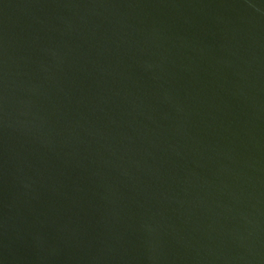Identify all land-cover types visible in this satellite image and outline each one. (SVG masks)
Here are the masks:
<instances>
[{
	"label": "water",
	"instance_id": "1",
	"mask_svg": "<svg viewBox=\"0 0 264 264\" xmlns=\"http://www.w3.org/2000/svg\"><path fill=\"white\" fill-rule=\"evenodd\" d=\"M0 264H264V0H0Z\"/></svg>",
	"mask_w": 264,
	"mask_h": 264
}]
</instances>
